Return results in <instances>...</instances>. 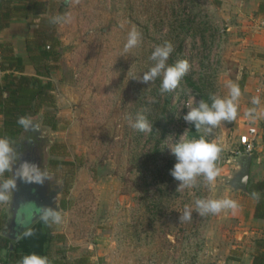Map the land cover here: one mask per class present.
Segmentation results:
<instances>
[{"label":"rangeland","instance_id":"374dc122","mask_svg":"<svg viewBox=\"0 0 264 264\" xmlns=\"http://www.w3.org/2000/svg\"><path fill=\"white\" fill-rule=\"evenodd\" d=\"M45 1L66 18L56 24L61 54L49 77L58 129L43 151L51 179L65 181L64 220L49 225L51 241L40 220L13 244L20 251L46 250L50 264H243L255 243L246 218L254 201L225 181L237 169L234 157L246 123L239 117L253 94L241 89L237 119L222 121L210 137L226 146L214 192L202 179L193 189L178 188L169 175L175 158L168 146L179 136L200 135L182 119L193 97L198 103L210 94L226 96L228 79L239 86L255 77L260 82L264 63L256 59L264 53V18L248 0ZM131 26L142 41L121 56ZM165 42L173 45L168 62L187 60L190 69L176 90L161 95L159 78L145 84L130 76L146 70L153 48ZM137 112L153 124L152 133L130 127L127 118ZM36 117L45 125L41 114ZM55 159L72 164L54 165ZM249 178L264 179V149L251 161ZM208 196L230 197L239 207L201 216L193 201ZM187 205H193L191 220L180 221ZM7 206L0 202V231Z\"/></svg>","mask_w":264,"mask_h":264},{"label":"clouds","instance_id":"9594fccd","mask_svg":"<svg viewBox=\"0 0 264 264\" xmlns=\"http://www.w3.org/2000/svg\"><path fill=\"white\" fill-rule=\"evenodd\" d=\"M65 16L54 14L50 17V23L60 24L65 22ZM142 41V34L135 26H131L126 33V40L123 43L121 56H126L136 48ZM173 52L171 42L156 45L149 56L150 66L142 71L138 76H130L141 83L149 84L159 78L161 95L171 93L176 90L190 69L187 60H177L175 63H169V57ZM142 74V75H141ZM227 89L226 96L210 94L207 100L201 99L194 103V97L190 104L185 105L188 111L182 119L186 123H191L196 132L200 133L198 137L187 138L185 135L179 136L169 147L170 154L175 158V163L169 170V175L178 181V188L193 189L198 185V179H202L210 192L216 189L217 177L221 169L217 166L220 154L225 150V145L218 139H210L214 130L221 125L222 121L232 122L237 119L238 101L242 95L239 84L231 79L224 82ZM253 107L247 109L244 117L249 123H255L264 112H259L261 105L259 95L252 97ZM128 123L134 130L152 133L153 124L140 112L134 117L129 116ZM17 124L24 130L31 131L39 127L29 116H20L17 118ZM16 149L10 139L6 136H0V202H7L12 193L15 192L17 182L26 184L43 185L50 178L47 169H42L37 163L29 160H23L19 163ZM228 164L232 161L228 160ZM11 171V178H6L5 173ZM253 199H258V193L253 192ZM195 211L203 215H217L224 211H235L238 209V202L230 197L215 196L199 197L193 201ZM193 205H187L181 212L180 221H190L193 212ZM41 218L45 224L59 225L63 223V216L57 208L51 206L41 207ZM26 235H32L29 231ZM19 264H49L47 256L35 252L23 255Z\"/></svg>","mask_w":264,"mask_h":264},{"label":"trees","instance_id":"16d2710c","mask_svg":"<svg viewBox=\"0 0 264 264\" xmlns=\"http://www.w3.org/2000/svg\"><path fill=\"white\" fill-rule=\"evenodd\" d=\"M54 14L59 12L55 13L53 2L0 0V29L19 19H26L28 24L33 26L32 34L26 37V59L16 55L9 42H0V72L3 73L0 83V117L2 118L0 136L8 137L11 142L23 131V128L17 124V118L20 116L32 118L41 114L46 126L52 130L58 129L55 115L56 101L52 95L53 84L49 79L51 71L58 68L61 54V41L56 35V24L50 23V17ZM256 14L264 18V1L258 4ZM28 65L32 67L33 74H28L26 70ZM51 162L54 165L72 164L70 161L59 159ZM253 192L258 193V199H255L253 206V216L264 219V180L249 181L248 194L252 197ZM42 226L46 230V240L51 241L53 238L51 228L44 221ZM59 236L60 240L62 235ZM1 239L5 241L0 245V249H5L0 259L4 264H19L23 255L32 253L20 251L5 237ZM256 246L252 255V264H264V239H260ZM37 254L48 257L46 250ZM56 264L62 263L58 261Z\"/></svg>","mask_w":264,"mask_h":264},{"label":"water","instance_id":"95a60500","mask_svg":"<svg viewBox=\"0 0 264 264\" xmlns=\"http://www.w3.org/2000/svg\"><path fill=\"white\" fill-rule=\"evenodd\" d=\"M40 117L34 120L39 127L31 131L23 129L26 135L22 139H17L20 149L17 152L19 163L29 160L37 163L42 169H46L44 163V146L53 143L51 128L39 123ZM48 127V128H47ZM30 133V136L28 135ZM252 156L249 154H239L234 157L237 169L225 184L234 191H241L248 194V182L250 174ZM12 172L9 171V178ZM65 189V181H55L51 177L43 185L26 184L18 181L14 193L11 194L7 206V219L0 231V235L15 240L18 235L41 217V207L51 206L61 211V196ZM26 206V212L24 207ZM208 264H214L210 262Z\"/></svg>","mask_w":264,"mask_h":264},{"label":"crops","instance_id":"0c3cea01","mask_svg":"<svg viewBox=\"0 0 264 264\" xmlns=\"http://www.w3.org/2000/svg\"><path fill=\"white\" fill-rule=\"evenodd\" d=\"M43 1H45V0H43ZM248 1H249L248 4L251 3L250 4L251 8L254 10H257L258 4L264 0H248ZM45 2H47V1H45ZM245 4L246 3H244V5ZM246 6H247V4H246ZM246 6H242V7L245 8ZM46 14H44V15H46ZM35 21L37 22L38 20L36 19ZM32 30H33V26H30L26 19L13 20L12 22H10V24L7 27L0 29V42H3V41L9 42L11 44L13 50H14V53L16 55L21 56V57L26 59V57H27L26 37L30 36L32 34ZM256 62H263L264 63V53H263V55H258ZM26 70H27L28 74H33V69L31 66L28 65L26 67ZM262 73L264 74V69H262ZM2 75H3V73L0 72V83L2 82ZM255 79L257 81H255ZM255 79H253L252 81H242L240 84L242 86L241 89L245 90V91H251L253 96L259 95L261 97V102H264V75H263L262 79L260 80V82H258V77H255ZM260 91H261V94H259ZM243 105H244L243 107L246 109L253 107V105H251V104L248 105L245 102L243 103ZM262 108H263V104H261L258 107V111L262 112L263 111ZM239 118H241V119L243 118V120L246 121V123L243 124V128L245 130L244 132H246V130L249 127H253V128H256L258 133H259V126H260V123L262 121V118H264V116H261L255 123H249V121L245 119L244 115L240 116ZM263 134H264V132H263ZM262 143H264V137L262 136L261 133H259V144L257 146L256 152L252 155V161L254 160V156H256V155L260 156V152L262 151V149H264V145ZM261 180H264V179L260 178V179H256L255 181H261ZM249 181H250V178H249ZM246 195L251 197L249 194H246ZM253 201L255 203V199H253ZM253 206H254V204H253ZM246 218H248V223L250 224V226H251V224H252V226H254V228H251L252 229L251 233H253L254 235L256 234V237H255V243H254V247H253L252 251L250 253H247V257L245 254V257L242 259H243V264H252V258H253L252 255H253L254 251L256 250V247H257L256 243L260 239H264V219L254 218L253 208L251 209L250 213H248ZM40 220L42 221V219L38 218L30 226H28L25 230L27 231V230L31 229L32 226L35 225L36 222H38ZM17 239H18V237L15 240H12V242L13 243L16 242ZM23 252L41 253L42 251L36 252V251L27 250V251H23ZM54 264H56V263H54ZM230 264H233V263H230Z\"/></svg>","mask_w":264,"mask_h":264},{"label":"built area","instance_id":"2783aa9c","mask_svg":"<svg viewBox=\"0 0 264 264\" xmlns=\"http://www.w3.org/2000/svg\"><path fill=\"white\" fill-rule=\"evenodd\" d=\"M238 142L241 146V151L239 154H249L252 156L256 152L257 146L259 144V133L257 129L249 127L246 132L240 135ZM0 264L4 263L0 261Z\"/></svg>","mask_w":264,"mask_h":264},{"label":"flooded vegetation","instance_id":"af4514ba","mask_svg":"<svg viewBox=\"0 0 264 264\" xmlns=\"http://www.w3.org/2000/svg\"><path fill=\"white\" fill-rule=\"evenodd\" d=\"M36 118L37 117H32V119H33V121L34 120H36ZM36 122H38L37 120H36ZM26 135V132H24V136ZM28 135L30 136V133H28ZM18 136V135H17ZM15 137V139H14V141H12V144H13V146L15 147V149H16V153L18 152V150L20 149V144H18L19 143V141H17V139H18V137ZM24 209H25V212H26V206L24 207ZM39 219H41V217L39 218ZM26 230H24L23 232H21V234L22 233H24ZM21 234L18 236V238L21 236ZM11 242H12V240H10Z\"/></svg>","mask_w":264,"mask_h":264}]
</instances>
